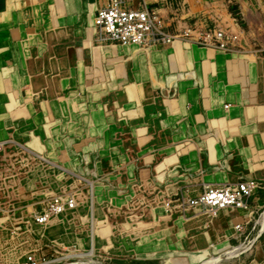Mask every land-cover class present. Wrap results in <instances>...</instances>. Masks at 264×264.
Returning a JSON list of instances; mask_svg holds the SVG:
<instances>
[{
    "label": "crops",
    "instance_id": "crops-1",
    "mask_svg": "<svg viewBox=\"0 0 264 264\" xmlns=\"http://www.w3.org/2000/svg\"><path fill=\"white\" fill-rule=\"evenodd\" d=\"M108 4L109 0H0V135L19 137L23 126L21 138L31 141L33 150L42 145L61 150L65 142L67 151L62 150L68 154L54 149L52 156L63 158L69 174L81 173V152L86 150L83 164L89 159L86 170L99 177L101 188L120 187L129 195L140 190L146 201L161 204L184 197L185 205L207 185L254 182L250 210H220L212 225L215 233L202 235L207 246L219 237L228 240L235 224L264 205V47L246 49L245 36L244 49L231 52L182 40L149 49L147 44L103 43L96 37L94 21ZM166 13L161 9L166 33L190 27L187 19ZM171 86L177 90L174 97L167 94ZM162 88L163 96L152 106V96ZM0 143L13 145L1 136ZM75 198L76 209L78 202L86 205ZM44 205L34 214L42 213ZM76 209L47 226L33 221L26 238L34 233L55 245L62 228L83 221L82 210ZM168 216L154 210L153 227L164 223L176 237L184 235L179 229L173 233L175 225L184 227L185 236L211 225L210 215L196 211L184 219ZM15 229H3V236L10 239L6 245L21 252ZM55 229L57 235L46 237ZM133 231L140 239L150 238L148 230ZM37 247L29 245L31 251H43ZM149 261L136 257L121 264Z\"/></svg>",
    "mask_w": 264,
    "mask_h": 264
},
{
    "label": "rangeland",
    "instance_id": "rangeland-1",
    "mask_svg": "<svg viewBox=\"0 0 264 264\" xmlns=\"http://www.w3.org/2000/svg\"><path fill=\"white\" fill-rule=\"evenodd\" d=\"M123 2L127 8L147 7L159 17L163 28L165 24L160 15L161 9L166 10V15L171 18L177 17L183 21L187 19L193 35L206 29L221 28L229 34L234 33L239 36L240 40L235 50L244 49L241 45L244 36L246 45L243 46L246 49L255 50L264 47V0H123ZM182 33H167L177 38L170 44L150 42L145 49L153 45H171L181 40L192 41L184 40ZM95 34L97 38L101 40L103 38V43H110L96 29ZM193 44L198 45L195 42ZM198 47L204 48L200 45ZM171 87L172 91L167 94L174 97L177 95V90L174 86ZM162 90L164 91V88L158 89V94L152 96L154 99L152 106H155L159 102L158 98L163 96ZM11 128L13 127L9 126L10 133L13 132ZM23 128L22 126V135L19 137L2 135V133L0 135L3 142L13 144L8 146L0 143L3 145V152L0 153V200L6 204L5 213L0 215L2 219L0 220L2 221L0 222V258L5 264H19L23 255L34 257V264H121L136 257H143L148 261L151 258L146 264H264V205L245 222L235 224L231 231L232 236L228 240L227 237H219L213 246H207L208 243L202 235L215 233L217 227L212 226L214 219L217 218L214 217L215 215L208 214L211 216L209 217L204 213L203 208L190 205L188 201L185 205L181 204L182 202L173 203L169 200L161 204L146 201L140 190H135L129 195L130 193L127 194L126 190L120 187L114 190L101 188L96 181L99 177L86 170L89 159L85 158L86 164H83L86 156L82 155H87L86 150L81 152V173L69 174L70 171L67 170L63 158H53L52 151L56 148L50 149L40 144L41 147L37 150L31 149V141L26 142V139L21 138L25 136V128ZM52 143L56 146L57 142ZM62 144L66 149L65 142L62 141ZM84 144L87 143L82 142V145ZM62 148L61 150L57 148L54 152L59 154L63 151L64 155L67 149L64 151L65 149ZM90 169L92 171L91 167ZM66 193L76 195L86 203L82 206L78 202L77 210L79 208V212L82 210L79 219L84 215L83 221L62 228L58 233L60 244L54 245L34 233H31L33 238L28 236L27 239L26 232L31 228V223L33 224L34 210L52 197ZM248 205L245 212L250 210L249 202ZM158 209L166 216L181 215L182 219L186 213L196 211V214L209 217L211 225L209 224L206 229L202 227L203 229L194 230V233L187 232L186 236L184 227L177 228L175 225L173 233H177L176 230L179 229L184 235L176 237L166 230L167 226L164 223H159L156 228L153 227L151 215ZM235 210L244 211L231 209V211ZM14 226L17 228L14 231L18 234L14 236L17 237L15 239L21 240L24 245L22 251L24 248L29 250L25 254L6 245V241L10 239L3 236V229L11 227L13 229ZM38 226L43 227V225ZM18 227L24 228L25 231ZM138 228L148 230L150 238H138L136 236L139 235L138 232L133 231ZM188 234H193L192 244L188 242L191 239ZM75 235L77 236L74 237ZM30 243L38 245L37 249L43 248V251H31ZM194 246H196L195 250ZM124 248L126 250H123ZM23 261L21 260V263Z\"/></svg>",
    "mask_w": 264,
    "mask_h": 264
},
{
    "label": "built area",
    "instance_id": "built-area-1",
    "mask_svg": "<svg viewBox=\"0 0 264 264\" xmlns=\"http://www.w3.org/2000/svg\"><path fill=\"white\" fill-rule=\"evenodd\" d=\"M94 23L98 32L109 42L122 46H144L150 42L169 43L177 38L164 32L161 27L162 21L147 7L127 8L123 0H110L106 8L98 11ZM182 35L186 40H192L200 46L222 52L234 51L240 40L238 35L229 34L221 28L202 30L197 35H193V30L188 28ZM256 188L254 182L229 187L207 185L198 197L189 199L188 203L200 206L205 213L211 215H216L228 207L245 209L248 208L249 199ZM179 201L184 204L186 198L181 197ZM75 206L73 195L62 194L52 197L45 203L43 212L35 214L34 222L44 225L51 216L73 209ZM5 209L4 203L0 200V215L5 213ZM23 260V263L19 264L35 263V258L31 256H26ZM0 264H5L1 258Z\"/></svg>",
    "mask_w": 264,
    "mask_h": 264
},
{
    "label": "bare ground",
    "instance_id": "bare-ground-1",
    "mask_svg": "<svg viewBox=\"0 0 264 264\" xmlns=\"http://www.w3.org/2000/svg\"><path fill=\"white\" fill-rule=\"evenodd\" d=\"M97 30V29H96ZM98 31V30H97ZM103 36V35H102ZM104 37V36H103ZM104 39H105V37H104ZM101 40V39H100ZM102 40H103V38H102ZM184 40H186V39H184ZM171 42H169L168 44H170ZM153 44H155V43H153ZM131 46H136V45H131ZM136 47H139V46H136ZM152 47H156V46H152ZM3 145L2 144H0V153H2L3 152ZM68 194H70V195H73V194H71V193H68ZM73 198H74V200H75V202H76V206L73 208V209H67V210H65L63 213H60V214H58V215H53V216H51L49 219H48V221L43 225V226H46V225H48L54 218H56V217H59V216H61V215H64V214H69V215H71V212H73L75 209H76V207H77V201H76V198H75V196L73 195ZM4 206H5V208H6V204H4ZM26 207V206H25ZM18 208V207H17ZM17 208H16V210H17ZM229 208V207H228ZM20 209V208H19ZM226 209V208H225ZM77 210V209H76ZM22 215V214H21ZM1 220V219H0ZM35 223V222H34ZM37 224V223H36ZM37 225H39V224H37ZM55 225V224H54ZM1 227V226H0ZM55 227V226H54ZM56 228V227H55ZM57 233H58V231L55 229V230H52L51 231V233L49 232V234H46V237H50V236H55V235H57ZM45 235V234H44ZM54 239V238H53ZM54 243H56V244H60L61 242H60V240H57V239H54Z\"/></svg>",
    "mask_w": 264,
    "mask_h": 264
}]
</instances>
